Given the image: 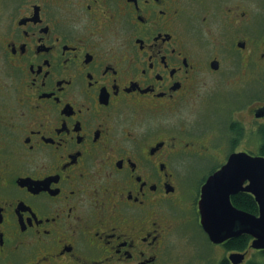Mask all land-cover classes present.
Segmentation results:
<instances>
[{
  "label": "flooded vegetation",
  "instance_id": "flooded-vegetation-1",
  "mask_svg": "<svg viewBox=\"0 0 264 264\" xmlns=\"http://www.w3.org/2000/svg\"><path fill=\"white\" fill-rule=\"evenodd\" d=\"M263 148L264 0H0V264H253L200 202Z\"/></svg>",
  "mask_w": 264,
  "mask_h": 264
},
{
  "label": "water",
  "instance_id": "water-1",
  "mask_svg": "<svg viewBox=\"0 0 264 264\" xmlns=\"http://www.w3.org/2000/svg\"><path fill=\"white\" fill-rule=\"evenodd\" d=\"M243 191L255 197L258 216L232 204L231 198ZM200 214L201 225L213 243L248 235L254 239V249L264 250V157L246 153L232 156L203 187ZM244 258L241 254L230 256L233 264H240Z\"/></svg>",
  "mask_w": 264,
  "mask_h": 264
},
{
  "label": "trees",
  "instance_id": "trees-1",
  "mask_svg": "<svg viewBox=\"0 0 264 264\" xmlns=\"http://www.w3.org/2000/svg\"><path fill=\"white\" fill-rule=\"evenodd\" d=\"M263 154H264V148L262 149ZM232 201L233 203L239 207L240 209L253 214V215H258L259 214V207L257 205L256 200L254 199V197H252L249 194H238L235 195L234 197H232ZM249 236H244V237H240L237 238L233 241H231L228 244V250L231 251H245L248 250L249 248V241H250ZM256 264V263H253Z\"/></svg>",
  "mask_w": 264,
  "mask_h": 264
},
{
  "label": "rangeland",
  "instance_id": "rangeland-1",
  "mask_svg": "<svg viewBox=\"0 0 264 264\" xmlns=\"http://www.w3.org/2000/svg\"><path fill=\"white\" fill-rule=\"evenodd\" d=\"M210 249H215V248L213 246V248L210 247ZM210 254H211L212 258L214 259V264H215V260H218L221 257L222 250L221 249H219V250L217 249V251L216 250H214V251L210 250ZM249 256L251 257L252 262L254 261V263H256V264H264V253H255V252L251 251Z\"/></svg>",
  "mask_w": 264,
  "mask_h": 264
}]
</instances>
